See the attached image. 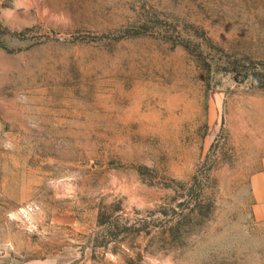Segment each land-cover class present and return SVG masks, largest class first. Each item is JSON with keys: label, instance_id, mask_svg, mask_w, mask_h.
Instances as JSON below:
<instances>
[{"label": "rangeland", "instance_id": "1", "mask_svg": "<svg viewBox=\"0 0 264 264\" xmlns=\"http://www.w3.org/2000/svg\"><path fill=\"white\" fill-rule=\"evenodd\" d=\"M261 67L264 0H0V264H264Z\"/></svg>", "mask_w": 264, "mask_h": 264}, {"label": "trees", "instance_id": "2", "mask_svg": "<svg viewBox=\"0 0 264 264\" xmlns=\"http://www.w3.org/2000/svg\"><path fill=\"white\" fill-rule=\"evenodd\" d=\"M262 72L258 73V74H253V80H257L259 84L257 85H261L264 86V82L260 83L261 80H259V77H261V79L264 81V68L261 67Z\"/></svg>", "mask_w": 264, "mask_h": 264}]
</instances>
